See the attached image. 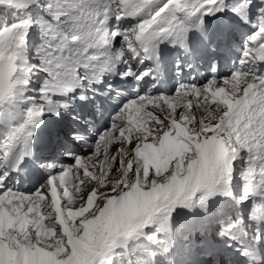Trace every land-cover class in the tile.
<instances>
[{"label":"snow or ice","instance_id":"snow-or-ice-1","mask_svg":"<svg viewBox=\"0 0 264 264\" xmlns=\"http://www.w3.org/2000/svg\"><path fill=\"white\" fill-rule=\"evenodd\" d=\"M0 264H264V0H0Z\"/></svg>","mask_w":264,"mask_h":264}]
</instances>
